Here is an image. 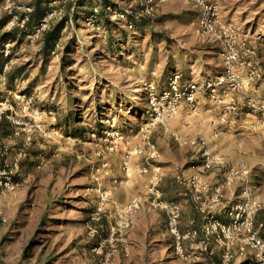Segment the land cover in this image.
Here are the masks:
<instances>
[{"label":"rangeland","instance_id":"374dc122","mask_svg":"<svg viewBox=\"0 0 264 264\" xmlns=\"http://www.w3.org/2000/svg\"><path fill=\"white\" fill-rule=\"evenodd\" d=\"M44 1H49L46 12L57 13L51 28L68 20L50 55L42 51L46 31L26 23L21 27L35 11V0H4L0 9L10 15L6 31H25L22 44L4 40L10 44L11 63L6 73L0 69V168L7 165L14 185L12 190L0 187V264H205L174 256L166 216L146 199L150 174L139 172L149 168L144 151L154 144L152 135H169L161 125L146 131L152 119L150 85L162 92L157 82L165 79L170 64L180 69L191 59L199 64L201 47L216 43L202 35L201 9L186 0H103L113 9L107 21L99 0ZM209 2L219 12L225 9L229 18L222 25L237 32L241 55L248 57L249 42L256 48L254 62L264 68V0ZM131 17L136 26L130 27ZM110 34L121 41L122 56L110 50ZM223 71L224 64L215 77ZM251 83L241 92L223 85L216 93L200 94L221 109L220 121L227 107H235L225 116L227 123L242 104L243 112L251 114L249 101L264 106V77ZM197 102L200 109V98ZM177 114L170 119L171 130ZM250 126L213 133L222 137L223 147L217 153L211 149L210 155L224 161L225 173L236 172V200L246 189L252 197L264 196V117L251 119ZM184 173L179 170L174 180ZM256 176L262 178L259 184ZM174 180L167 181L168 192L175 193ZM105 192L109 196L103 200ZM136 198L142 199V209L122 228L119 213ZM259 216L264 221V213ZM150 219L158 227L150 230L144 254L139 236L147 232L143 223ZM133 221L142 226L134 228Z\"/></svg>","mask_w":264,"mask_h":264},{"label":"built area","instance_id":"2783aa9c","mask_svg":"<svg viewBox=\"0 0 264 264\" xmlns=\"http://www.w3.org/2000/svg\"><path fill=\"white\" fill-rule=\"evenodd\" d=\"M166 0H158L164 2ZM201 9V29L202 35L209 39L220 42L221 44V57L224 64V71L219 75L216 80L198 84L195 82L188 83L187 85L181 84V74L174 72L168 81V86L162 92L158 93L153 91L155 88L150 85V104L152 111L151 123L147 124V129L151 133L157 125H161L165 133H170V119L177 114L181 102H187L193 111L197 107V95L205 90L211 94L216 93L217 88L226 85L227 89L232 92H241L248 83L256 82L264 77V68L258 67L253 57L255 51H248V57L245 58L241 55L238 35L234 28L224 29L219 26V8L210 3L209 0H186ZM148 4L153 0H146ZM153 5H148L147 8L151 10ZM109 15L112 13V7L107 8ZM150 12L149 10H147ZM57 17L56 12H46L43 19L38 24L37 31L43 33L51 27L50 22ZM118 17L124 18L123 14ZM24 17L22 26L27 23ZM130 27H133L131 24ZM2 55L8 57L10 55V44H4ZM8 66L4 68V72ZM246 69L245 75L243 70ZM3 72V71H2ZM3 72V73H4ZM249 108L254 112L259 113L264 117V106H260L252 101L248 102ZM235 110V107H227L224 110L221 122H225V116ZM2 111L0 110V123L2 120ZM175 141L179 145H189L192 147H202L206 145L204 140L188 139L177 134H173ZM152 149L148 156L149 160L157 159L160 155L159 151L154 145H150ZM142 153V150H140ZM205 161L199 165L201 171H210L219 161L204 151ZM108 162L103 163L102 167L107 168ZM7 165L0 168V187L12 190L14 185L12 182L11 171L7 170ZM127 168V166H126ZM129 169V168H128ZM141 174H148L150 169L143 167L139 169ZM236 172L232 169L226 173L224 183L217 185L214 189L212 196H209V186L203 181L199 174L186 176L182 174L177 177V182L187 187L185 195L195 206L196 210L202 217L201 234L202 237L199 241L191 244L190 250L185 249V241L197 237L198 231L181 230L182 222V207L176 202H169L163 199L160 190L161 178L154 175L147 185L146 199L150 201L151 206L164 212L167 219V231L173 238L172 252L178 259L191 263L200 260L204 254L214 253L215 248L221 249L220 262L221 264H264V236L261 231L264 229V221H258L257 217L260 213H264V196L252 197L248 189L244 190L240 198L236 200L228 212L231 221L229 223L223 222L217 215L215 207L220 206L224 199V188L233 186L236 182ZM105 200L109 196V192L104 193ZM142 199L136 198L126 205L119 213L123 219V227H129V216L142 209ZM242 260V261H240Z\"/></svg>","mask_w":264,"mask_h":264},{"label":"crops","instance_id":"0c3cea01","mask_svg":"<svg viewBox=\"0 0 264 264\" xmlns=\"http://www.w3.org/2000/svg\"><path fill=\"white\" fill-rule=\"evenodd\" d=\"M3 5L4 0H0V9ZM220 9L221 11L218 19L219 26L221 28L228 29L230 27L223 26L222 22L226 21L229 16L227 15L223 7H221ZM236 14H239L238 11ZM31 18L32 19L29 23V26L33 27L37 24L38 17L32 15ZM233 18L234 17L231 16L230 19ZM9 20L10 15L7 12L3 11L0 13V67L2 66L1 69H4L6 66L9 65V63H11L10 58L3 56L1 53L4 47V40L10 37L12 39H15L19 44H22L25 38V35H23L25 34V31H21L20 29L6 31V26ZM246 45L247 49L249 50H246V48H244V50H246L247 52L250 51V48H252V51H256L255 46H251L249 42ZM200 50H202L203 55L199 57V64L197 61L193 62L192 59L184 65L182 63V69H180L178 65L174 66L170 64V70L166 72L165 79L163 81H156L159 85L158 89L162 88L159 89L162 91L166 89L169 78L176 71L180 72L182 75V85H186L195 81L203 83V81L217 78L215 76L218 75L223 68L220 42H216L214 45H207V47H201ZM244 72L246 73V69L243 70V73ZM4 73H6V71ZM162 84L163 86H160ZM251 84H254V82ZM199 98L201 100V108L197 109L196 111H193L192 109L188 108L189 104L187 102H183L181 104V107H179V112L177 114L178 116L171 121L172 130L169 135L165 134L163 135V138L158 137L157 131L152 135V142L154 143L153 145L157 150H159L160 155L157 159H152L149 160L150 163L148 162L150 169V177L152 178L154 175H158L161 178L160 190L162 192L163 199L169 202H176L182 207L181 230L183 232L193 230L198 231L197 237H192L185 241V249L187 251L190 250L191 244L193 242L199 241L202 237L200 231L202 225V217L200 213L196 210L195 206L190 201V199L185 195L187 187H185V185L182 187L179 186L181 184L174 180V178H176L178 171L182 170L183 168L185 170L184 174L188 177L194 174H199L202 176L203 181L209 186V196H212L214 193V189L217 187V185L224 183L226 176L225 172L228 168V166H226L223 160L219 161V163H217L218 165H215L210 171H201L199 168V165L203 164L205 161L204 151L212 154L213 151L216 152L215 150H220V148L223 147L222 137L220 136L219 138H216L215 134L213 133L217 130H220L221 134L224 130L229 133L239 132L243 128L249 130L248 128L251 127V119L255 120L257 116H260L259 113H256L254 111L253 114H251L252 112H243V108H245L246 106L242 104V101L244 99H242L241 97L238 98V100H240L238 101V104H242V107H240L236 112L232 113L227 123L223 124L220 121L221 109L219 110L217 107L215 109L216 105H214L212 101L211 103L209 100H207L206 96H204L203 93H198L197 99ZM233 102L236 103L234 99ZM250 111L252 110L250 109ZM173 134H177L188 139L204 140L206 142V145L204 146V148L192 147L189 145L181 146L175 141ZM151 151L152 149L148 147L144 151V154L149 155ZM219 154L221 153L219 152ZM232 161L235 162V160ZM139 166L140 165H138V167ZM256 172H259L258 169L256 170ZM107 173H110L109 170H107ZM169 179L174 180V183H176L175 193L167 191L166 186L167 181ZM235 191V186L225 187V197L221 205L215 207L218 217L225 223H229L231 221L228 212L230 211L232 204L236 201V198L234 196ZM193 208L195 209L196 214L192 212ZM259 218L260 216L258 215V221H260ZM136 225L138 227L142 226L140 222L133 221L134 228L136 227ZM143 226H146L147 232L143 234V237L139 236L140 241L138 243L140 245V248L142 249V252L144 250V254H146L148 252L147 246L151 244L148 242L150 230L152 229L153 232H155L156 227H158V223L153 222V220L150 219L147 220L146 223H143ZM261 235L264 236V229L261 231ZM170 238L173 244V238L171 237V235ZM220 256L221 249L216 247L214 253L204 254L200 261L205 264H215V260H220Z\"/></svg>","mask_w":264,"mask_h":264},{"label":"trees","instance_id":"16d2710c","mask_svg":"<svg viewBox=\"0 0 264 264\" xmlns=\"http://www.w3.org/2000/svg\"><path fill=\"white\" fill-rule=\"evenodd\" d=\"M100 2H101V7H102V13L105 15V18H106V20L107 21H109V19H110V17H109V12H108V10H107V7H106V4H105V1H103V0H99ZM48 3H49V1H44V0H35V2H34V4L33 5H35L34 7H35V11L33 12V13H31L30 14V17H29V21H28V23H26V25L28 24L29 25V23H30V21H31V16L32 15H35L36 17H38V22H37V24L36 25H38L39 24V22L43 19V17L45 16V14H46V10H47V6H48ZM132 18V20H131V24H134L135 26L137 25V19H136V17H131ZM65 21H68L67 20V18H65L64 19V21H61L60 23H58V25H56V26H53V28H51V29H49L48 31H46L45 33H44V35H43V52L45 53V54H47V55H50V53H52V52H54V49H55V47H56V45H57V41L60 39V32H61V29H62V26L64 25V23H65ZM108 29H110V27H108ZM129 34H130V32L129 31H126L125 32V36H126V38H128L129 37ZM112 34H110V37H109V39H110V41H109V43H110V50L112 51V52H115L116 53V55H118V56H122V54L121 53H119L118 51L119 50H122L121 49V47H120V43H121V41H119V40H114L113 38H112ZM20 40H22V39H20ZM98 52H99V54H101L102 56L104 55V53H103V51H102V49L100 48V49H98ZM128 56V55H127ZM2 68V66L0 67V69ZM261 180H262V178L261 177H259V176H256V177H254V182H255V184H259L260 182H261ZM87 212H89L88 210H87ZM86 219H87V221L88 222H90L91 221V219H90V214H88V216L86 217ZM42 223H44V220H43V222ZM29 251H30V247H27L26 248V250H25V255H24V258H25V260H27V259H29L28 257H26V255L27 254H29Z\"/></svg>","mask_w":264,"mask_h":264}]
</instances>
